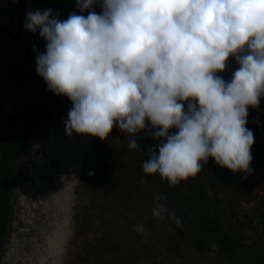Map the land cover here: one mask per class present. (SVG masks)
Wrapping results in <instances>:
<instances>
[{"label":"clouds","instance_id":"clouds-1","mask_svg":"<svg viewBox=\"0 0 264 264\" xmlns=\"http://www.w3.org/2000/svg\"><path fill=\"white\" fill-rule=\"evenodd\" d=\"M97 3L102 12L63 20L52 9L26 13L24 27L47 42L38 75L73 102L69 135L104 140L118 127L135 150L150 121L160 142L142 165L146 175L175 186L209 158L251 172L255 140L246 125L264 97V0H77L81 12ZM230 56L240 66L226 81L218 73ZM153 203L154 217L183 227L166 196ZM134 228L147 237L143 223Z\"/></svg>","mask_w":264,"mask_h":264},{"label":"rangeland","instance_id":"rangeland-1","mask_svg":"<svg viewBox=\"0 0 264 264\" xmlns=\"http://www.w3.org/2000/svg\"><path fill=\"white\" fill-rule=\"evenodd\" d=\"M9 5L0 0V73L3 117L16 122L10 143L17 145L0 179V264H87L99 248L112 264H216L211 253L193 248L184 225L152 215L159 191L145 177L137 150L128 148L126 133L114 127L104 140L69 135L71 99L49 90L41 76L31 88L25 70L17 68L27 54L45 52L47 42L25 21L2 14ZM65 9L67 16L102 12L99 3L81 12L77 0H66ZM233 72L218 74L229 81ZM248 111L254 119L251 164L257 168L237 177L245 185V205L264 197V97ZM137 223L147 237L135 230Z\"/></svg>","mask_w":264,"mask_h":264},{"label":"trees","instance_id":"trees-1","mask_svg":"<svg viewBox=\"0 0 264 264\" xmlns=\"http://www.w3.org/2000/svg\"><path fill=\"white\" fill-rule=\"evenodd\" d=\"M65 5L66 0H10V5L3 8L2 14L10 15L14 21H25L26 13L33 8L40 11L52 9L53 14L63 20L68 18ZM2 30L6 34H13L7 28L2 27ZM239 66L236 59L230 56L225 70L233 72ZM36 67V57L27 54L17 68L25 70L24 74L31 88L36 87L39 78ZM4 95L5 88L0 73V179L17 145L15 142L10 143L11 133L17 127L16 122L12 118L3 117ZM253 120L249 114L246 126L250 130L254 126ZM146 123L148 128L136 136L139 144L136 150L141 165L157 151L160 142L151 135V122ZM171 131L177 130L173 128ZM20 136L21 139L24 138V131ZM126 137L129 140V134L126 133ZM250 167L252 170L257 168L255 164ZM242 174L243 172H233L221 167L214 158H209L195 178L190 177L175 186H170L158 174L144 173L156 185L159 193L167 197L176 216L181 218L195 250L203 254L211 253L216 264H264V197L245 205L242 196L245 185L237 181L238 175ZM105 254L99 248L94 261L87 258L86 263L112 264L105 259Z\"/></svg>","mask_w":264,"mask_h":264},{"label":"bare ground","instance_id":"bare-ground-1","mask_svg":"<svg viewBox=\"0 0 264 264\" xmlns=\"http://www.w3.org/2000/svg\"><path fill=\"white\" fill-rule=\"evenodd\" d=\"M63 114V113H62ZM67 116V115H66ZM60 118V117H59ZM64 119V118H63ZM58 129V128H57ZM61 129V128H60ZM54 131V130H53ZM58 131V130H57ZM67 131V130H66ZM55 133V132H54ZM49 143V142H48ZM41 145V144H40ZM66 156V155H65ZM62 163V162H61ZM64 168V167H63ZM75 170V169H74ZM48 172V171H47ZM65 173V172H64ZM67 173V172H66ZM72 173H73V171H72ZM72 175V174H71ZM59 176V175H58ZM61 176V175H60ZM63 176V175H62ZM54 177V176H53ZM65 178V177H64ZM56 179V178H55ZM63 179V178H62ZM53 181V180H52ZM64 181V180H63ZM56 182V181H55ZM54 182V183H55ZM57 182H59V181H57ZM61 182V181H60ZM69 182H70V180H69ZM62 183V182H61ZM60 183V184H61ZM66 183V182H65ZM57 184V183H56ZM68 184V183H67ZM70 185V184H69ZM52 186V185H51ZM61 186V185H60ZM66 186V185H65ZM52 187H54V186H52ZM67 187V186H66ZM50 188V187H49ZM48 188V189H49ZM59 189V188H58ZM61 189V188H60ZM67 191V190H66ZM62 194V193H61ZM53 198V197H52ZM54 201V200H53ZM52 206H54V204L52 205Z\"/></svg>","mask_w":264,"mask_h":264}]
</instances>
